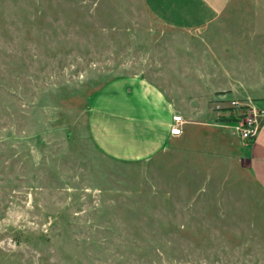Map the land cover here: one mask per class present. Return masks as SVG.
<instances>
[{"label":"rangeland","instance_id":"obj_1","mask_svg":"<svg viewBox=\"0 0 264 264\" xmlns=\"http://www.w3.org/2000/svg\"><path fill=\"white\" fill-rule=\"evenodd\" d=\"M128 77L230 130L192 127L201 155L107 157L90 109ZM224 99L264 106V0L199 31L144 0H0V264H264V190L219 151L241 152Z\"/></svg>","mask_w":264,"mask_h":264},{"label":"crops","instance_id":"obj_2","mask_svg":"<svg viewBox=\"0 0 264 264\" xmlns=\"http://www.w3.org/2000/svg\"><path fill=\"white\" fill-rule=\"evenodd\" d=\"M230 1L144 0L158 20L183 31L206 29L221 17ZM187 102L190 105L178 107L161 88L146 78L128 77L113 81L93 101L89 117L91 138L104 155L123 163L148 162L173 153H209L210 150L201 145L189 148L192 127H209L222 132L230 129L220 127L222 124L218 118L209 120L205 110H197L191 101ZM175 115H182L185 120L180 136L170 133ZM238 138L241 152L230 150L232 141L221 140L219 143L226 145L219 151L223 155L235 156L246 153L249 171L264 190V122L258 137L248 143V152H244L242 139Z\"/></svg>","mask_w":264,"mask_h":264},{"label":"built area","instance_id":"obj_3","mask_svg":"<svg viewBox=\"0 0 264 264\" xmlns=\"http://www.w3.org/2000/svg\"><path fill=\"white\" fill-rule=\"evenodd\" d=\"M224 100H226L227 106L223 108L219 107V113L225 112L228 114L225 121L232 124L227 125V127L233 128L243 141L248 143L253 142L258 137L262 123L264 122V106L252 99L243 101L238 99ZM184 123L185 120L181 115H175L170 130L171 135H182V125Z\"/></svg>","mask_w":264,"mask_h":264}]
</instances>
